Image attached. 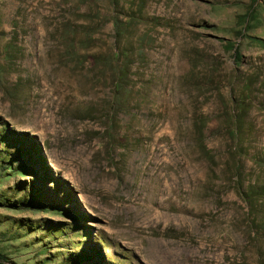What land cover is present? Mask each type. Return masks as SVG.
<instances>
[{
    "label": "rangeland",
    "instance_id": "374dc122",
    "mask_svg": "<svg viewBox=\"0 0 264 264\" xmlns=\"http://www.w3.org/2000/svg\"><path fill=\"white\" fill-rule=\"evenodd\" d=\"M249 37L264 0H0V264H264Z\"/></svg>",
    "mask_w": 264,
    "mask_h": 264
},
{
    "label": "trees",
    "instance_id": "16d2710c",
    "mask_svg": "<svg viewBox=\"0 0 264 264\" xmlns=\"http://www.w3.org/2000/svg\"><path fill=\"white\" fill-rule=\"evenodd\" d=\"M253 13V10H251V12H249V14H247V15H243V16H240L239 17V19L241 20V22H242V24H243V26H244V31L245 32H247L248 30H249V16H250V14H252ZM252 41H254V42H256V43H258L259 45H263L264 44V41L263 40H261V39H259V38H257V37H249ZM231 47V50L232 51H234V46H230ZM234 57H235V59L237 60V61H239V59H240V57H239V54L237 53V52H235V54H234ZM6 166H12L11 165V163H9V162H6ZM35 192H37V193H40V192H38V191H36V189H35ZM36 195V194H35ZM38 196H40V195H36L35 197L38 199ZM34 197V196H33ZM34 197V198H35ZM35 198V199H36ZM33 204H35V203H33ZM13 206H17L16 204H14ZM26 205L24 204L23 205V203H22V205H21V207H25ZM32 207H33V205H31ZM35 207V206H34ZM37 208V207H36ZM46 252H48L47 250H46Z\"/></svg>",
    "mask_w": 264,
    "mask_h": 264
}]
</instances>
